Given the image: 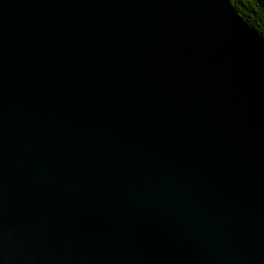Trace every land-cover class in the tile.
Instances as JSON below:
<instances>
[{
	"label": "water",
	"instance_id": "95a60500",
	"mask_svg": "<svg viewBox=\"0 0 264 264\" xmlns=\"http://www.w3.org/2000/svg\"><path fill=\"white\" fill-rule=\"evenodd\" d=\"M0 264H264V39L229 0H0Z\"/></svg>",
	"mask_w": 264,
	"mask_h": 264
},
{
	"label": "trees",
	"instance_id": "16d2710c",
	"mask_svg": "<svg viewBox=\"0 0 264 264\" xmlns=\"http://www.w3.org/2000/svg\"><path fill=\"white\" fill-rule=\"evenodd\" d=\"M235 12L264 39V0H229Z\"/></svg>",
	"mask_w": 264,
	"mask_h": 264
}]
</instances>
